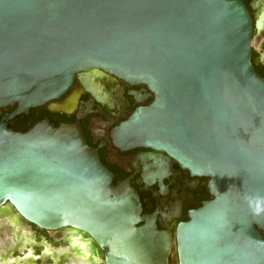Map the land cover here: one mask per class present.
I'll return each instance as SVG.
<instances>
[{
    "label": "water",
    "instance_id": "1",
    "mask_svg": "<svg viewBox=\"0 0 264 264\" xmlns=\"http://www.w3.org/2000/svg\"><path fill=\"white\" fill-rule=\"evenodd\" d=\"M252 31L241 0H0V107L27 113L89 68L146 85L153 101L111 131L114 144L165 152L208 177L212 196L177 225V264H264ZM112 177L80 121L44 118L25 132L0 121V207L43 231L81 233L102 264H168L171 235L141 215L128 179Z\"/></svg>",
    "mask_w": 264,
    "mask_h": 264
},
{
    "label": "flooded vegetation",
    "instance_id": "2",
    "mask_svg": "<svg viewBox=\"0 0 264 264\" xmlns=\"http://www.w3.org/2000/svg\"><path fill=\"white\" fill-rule=\"evenodd\" d=\"M241 2L248 9L253 24L251 60L256 71L264 77V0ZM256 22H261L259 29L255 27ZM152 101L153 95L146 85H131L101 69L89 68L78 72L72 85L59 98L31 107L27 113L11 116L16 104L0 107V121L17 132L27 131L44 118L54 125L80 121L88 144L98 150L102 163L112 172V183L128 179L139 194L141 215L155 214L157 228L171 235L167 259L170 264L172 250L176 256L177 225L188 221L190 212L212 196L208 189V177L192 175L165 152L143 146L121 149L114 144L111 131L137 108L145 107ZM35 236L39 240L40 235ZM51 243H54L53 246L60 244L53 239ZM35 250L37 252L38 248Z\"/></svg>",
    "mask_w": 264,
    "mask_h": 264
},
{
    "label": "bare ground",
    "instance_id": "3",
    "mask_svg": "<svg viewBox=\"0 0 264 264\" xmlns=\"http://www.w3.org/2000/svg\"><path fill=\"white\" fill-rule=\"evenodd\" d=\"M6 224L12 229L11 245L6 249L0 247V264H102L98 249L81 233L70 230L46 231L62 232L58 246L51 245L52 238L39 236L37 240L33 232L37 226L32 227L9 205L0 207V226ZM37 247L38 252L35 251Z\"/></svg>",
    "mask_w": 264,
    "mask_h": 264
},
{
    "label": "rangeland",
    "instance_id": "4",
    "mask_svg": "<svg viewBox=\"0 0 264 264\" xmlns=\"http://www.w3.org/2000/svg\"><path fill=\"white\" fill-rule=\"evenodd\" d=\"M253 44L256 45L255 40H253ZM33 232L35 235L39 234L40 236H43V238H46V237L52 238L54 242H57L58 239H60V233H59L60 231L43 233L42 231L33 229ZM11 234H12V229L10 226H7V224L0 226V247L1 248L6 249L11 245ZM37 248L39 249V247ZM14 255L16 256L17 254H14ZM170 264H177L174 250H172L171 252Z\"/></svg>",
    "mask_w": 264,
    "mask_h": 264
}]
</instances>
